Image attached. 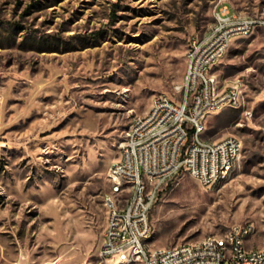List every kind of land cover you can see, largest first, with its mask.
Returning a JSON list of instances; mask_svg holds the SVG:
<instances>
[{
  "label": "rangeland",
  "instance_id": "rangeland-1",
  "mask_svg": "<svg viewBox=\"0 0 264 264\" xmlns=\"http://www.w3.org/2000/svg\"><path fill=\"white\" fill-rule=\"evenodd\" d=\"M219 0H0V264H101L108 170L132 118L179 98L189 41ZM264 17V0H231ZM243 78L244 104L209 117L205 136L238 137L226 182L183 172L151 215L157 247L200 242L253 222L264 248V27L213 70ZM141 264V263H132Z\"/></svg>",
  "mask_w": 264,
  "mask_h": 264
},
{
  "label": "built area",
  "instance_id": "built-area-1",
  "mask_svg": "<svg viewBox=\"0 0 264 264\" xmlns=\"http://www.w3.org/2000/svg\"><path fill=\"white\" fill-rule=\"evenodd\" d=\"M231 0H219L215 17H223L222 31L189 41V72L176 86L179 98L159 95L150 109L132 118L118 157L108 170L115 193H107V222L101 264H264V248H243L242 238L258 233L249 222L233 225V235H212L205 246L196 242L157 247L151 242V215L163 191L183 172L205 188L213 178L235 171L242 141L235 136L211 140L205 136L210 116L244 104L243 78L221 79L213 70L236 40L264 27V17L246 18L232 12ZM237 13V21H230ZM264 230V219L262 221Z\"/></svg>",
  "mask_w": 264,
  "mask_h": 264
},
{
  "label": "bare ground",
  "instance_id": "bare-ground-1",
  "mask_svg": "<svg viewBox=\"0 0 264 264\" xmlns=\"http://www.w3.org/2000/svg\"><path fill=\"white\" fill-rule=\"evenodd\" d=\"M246 18H252V17L246 16ZM230 21H237V13H230ZM222 29H223V17H215L214 18L213 31H222ZM229 48L230 47H228V49ZM187 53H189V48L187 50ZM188 72H189V62H186V73H185L184 78H186V74ZM221 181H225V174H217V177L213 178V186L217 185ZM112 191H113V193H115V186L114 185H112ZM225 235H233V227ZM246 241H247V238H242L243 248H247ZM196 246H205V239H203L200 242H197Z\"/></svg>",
  "mask_w": 264,
  "mask_h": 264
}]
</instances>
